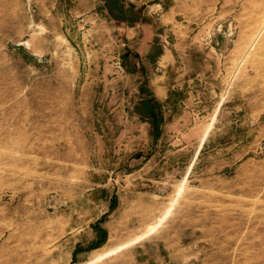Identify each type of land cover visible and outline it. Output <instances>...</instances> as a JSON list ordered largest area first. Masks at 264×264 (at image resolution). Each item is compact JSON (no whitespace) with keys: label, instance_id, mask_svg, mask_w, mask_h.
I'll list each match as a JSON object with an SVG mask.
<instances>
[{"label":"rangeland","instance_id":"374dc122","mask_svg":"<svg viewBox=\"0 0 264 264\" xmlns=\"http://www.w3.org/2000/svg\"><path fill=\"white\" fill-rule=\"evenodd\" d=\"M109 1L0 0V264H264V0Z\"/></svg>","mask_w":264,"mask_h":264},{"label":"crops","instance_id":"0c3cea01","mask_svg":"<svg viewBox=\"0 0 264 264\" xmlns=\"http://www.w3.org/2000/svg\"><path fill=\"white\" fill-rule=\"evenodd\" d=\"M129 3L136 5V6H146V12L147 16H152V13H156L157 18L162 26H166L168 23H171L173 25L172 28L173 31L177 29V33H180V26L177 25V22L175 21L176 16L179 14L175 12L174 9L171 13L169 12H164V10L161 9V4L160 2H156L152 5H147V2L145 0H128ZM183 2V5L186 6L187 10L191 9V0H177ZM206 1V0H205ZM158 11L160 13L158 14ZM144 14V13H143ZM195 16V15H194ZM171 19V20H170ZM211 20V17L209 18ZM204 21H207L206 14H204ZM121 26H124L123 23H120ZM207 25H204V31H206ZM210 26L208 27L209 30ZM125 34L128 39H131L136 35V33H139L141 36L139 37V45L141 46V56L144 57L141 59L143 60H148L153 52V43L152 39L155 36L153 32L151 31V27L149 24H143V23H136L134 27H126L125 28ZM206 32H204V35ZM168 44V43H167ZM187 47V48H186ZM179 50H182L183 53L185 54L186 52H190V46H185V47H178ZM158 56L155 57V69L157 71L164 70L165 68H168L169 65L173 67V63H175V60L173 59L172 52L171 50L167 47V45H161V48L158 50ZM163 72V71H162ZM253 81V78H249ZM147 84L151 92V96L155 101L161 106V108L164 110L166 109V106L169 105V102L171 101V92L169 90V83L166 81L165 76L161 75H155L149 79H147ZM182 84H186L188 87L191 85V78L183 79ZM149 96V98H152ZM259 116V114H254ZM150 130L148 132L149 135Z\"/></svg>","mask_w":264,"mask_h":264},{"label":"trees","instance_id":"16d2710c","mask_svg":"<svg viewBox=\"0 0 264 264\" xmlns=\"http://www.w3.org/2000/svg\"><path fill=\"white\" fill-rule=\"evenodd\" d=\"M117 0H112L107 2V8L112 10V5H116ZM112 4V5H111ZM111 5V6H110ZM112 13V11H111ZM124 13L120 12L117 17L113 16L115 19L124 20ZM135 110L140 115L152 117L153 125L157 124L159 115L156 113L159 109V104L153 99L149 98L142 92L138 95L137 101L135 102Z\"/></svg>","mask_w":264,"mask_h":264}]
</instances>
